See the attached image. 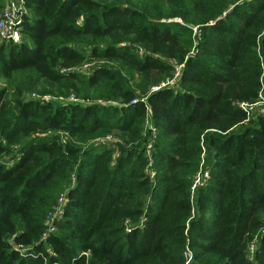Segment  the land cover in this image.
<instances>
[{
	"label": "trees",
	"instance_id": "trees-1",
	"mask_svg": "<svg viewBox=\"0 0 264 264\" xmlns=\"http://www.w3.org/2000/svg\"><path fill=\"white\" fill-rule=\"evenodd\" d=\"M25 5L0 42V264H264V115L240 105L264 96V0Z\"/></svg>",
	"mask_w": 264,
	"mask_h": 264
},
{
	"label": "built area",
	"instance_id": "built-area-1",
	"mask_svg": "<svg viewBox=\"0 0 264 264\" xmlns=\"http://www.w3.org/2000/svg\"><path fill=\"white\" fill-rule=\"evenodd\" d=\"M3 8L0 14V41L1 42H19L21 36V29L24 21V17L28 14L27 7L25 5V0H6L3 4ZM179 70L177 69L174 77L169 81H166L161 86L173 85L178 78ZM161 86L153 87V90L159 89ZM72 100H76L71 98ZM241 107L247 111L249 115L253 114H263L264 115V96L259 94V98L254 103H241ZM150 148V144L147 146ZM149 156V155H148ZM150 157V156H149ZM203 163V161H202ZM208 177V172L200 170L195 175L194 182L192 184V189L204 182L205 178ZM64 203V199L61 197L59 199V204L55 210L49 213L46 219V230L43 233L42 239L47 238V236L56 230L55 222L61 218L60 207ZM24 250V248H21Z\"/></svg>",
	"mask_w": 264,
	"mask_h": 264
},
{
	"label": "rangeland",
	"instance_id": "rangeland-1",
	"mask_svg": "<svg viewBox=\"0 0 264 264\" xmlns=\"http://www.w3.org/2000/svg\"><path fill=\"white\" fill-rule=\"evenodd\" d=\"M6 0H3V4ZM4 6V5H3ZM3 6L1 7V10H0V14H1V11H2V8ZM174 21H178L179 19L178 18H174L173 19ZM197 31V27H194L193 28V35L195 34L194 32ZM20 41L22 40V35L20 36ZM1 42V41H0ZM4 43H8V42H4ZM98 63H102L103 61H97ZM8 83L9 81L8 80H5L3 78H0V87H7V90H8V96H11V93H12V89H11V86H8ZM55 102H61V103H73V102H78L77 100H72V99H66V100H60V99H54ZM110 137H108L107 139H109ZM147 151V154L150 156V152H149V149L146 150ZM153 172L151 173V176H153ZM252 247H250L251 249Z\"/></svg>",
	"mask_w": 264,
	"mask_h": 264
}]
</instances>
